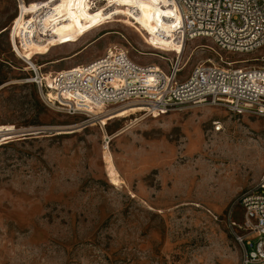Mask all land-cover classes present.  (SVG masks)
Segmentation results:
<instances>
[{
    "label": "rangeland",
    "instance_id": "rangeland-1",
    "mask_svg": "<svg viewBox=\"0 0 264 264\" xmlns=\"http://www.w3.org/2000/svg\"><path fill=\"white\" fill-rule=\"evenodd\" d=\"M155 1L0 0V125L29 135L0 148V264H242L230 222L243 223L244 211L231 212L264 178L262 119L219 107L148 116L116 106L95 111L97 120L69 115L25 83L22 56L58 73L111 46L169 74L161 58L174 59L179 45L171 10ZM35 33L37 42L14 50L17 34ZM181 59L183 81L208 60L264 67V48L230 54L198 38Z\"/></svg>",
    "mask_w": 264,
    "mask_h": 264
},
{
    "label": "built area",
    "instance_id": "built-area-1",
    "mask_svg": "<svg viewBox=\"0 0 264 264\" xmlns=\"http://www.w3.org/2000/svg\"><path fill=\"white\" fill-rule=\"evenodd\" d=\"M160 6L173 11L165 19L175 30L172 41L183 49L198 38L208 39L219 51L230 54H252L264 48V0H164ZM38 39L36 33L26 38L17 34L14 50L19 53V47L22 50ZM172 53L174 59L161 58L169 64V74L156 65H137L127 50L116 46L88 64L58 73L44 74L42 67L25 60L32 73L25 83L45 91V100L69 115L116 106H144L149 116L154 111L166 115L195 107H219L264 121V67L237 66L247 61L219 65L208 60L180 81L185 68L182 54ZM23 137H27L24 132H0V148ZM237 206L244 211L243 223L232 219L230 226L244 250L242 264H264V178L241 195L231 215Z\"/></svg>",
    "mask_w": 264,
    "mask_h": 264
},
{
    "label": "bare ground",
    "instance_id": "bare-ground-1",
    "mask_svg": "<svg viewBox=\"0 0 264 264\" xmlns=\"http://www.w3.org/2000/svg\"><path fill=\"white\" fill-rule=\"evenodd\" d=\"M155 2L157 4H161V3L164 2V0H156ZM169 13L171 15H173V11H170ZM176 52H179V53L183 54V47L181 45H179ZM22 58H24L25 60H28V61H30L31 63L34 64V62L31 61L28 57L22 56ZM42 68H46V65H43ZM46 79H48L50 81V78H46ZM142 107H144V106H142ZM144 109L146 110V107H144ZM97 110L98 111H101V110H104V108H98ZM97 110H93V111H91V113L89 112L88 118H91L92 119V118L95 117V119L98 120L99 118L96 117V115L94 114L95 111H97ZM159 114L160 113L154 111V115L153 116H156V115H159ZM150 116H152V115H150ZM95 119H93V120H95ZM0 128H1L0 132H8L9 134H13V135L19 134V131H20V130L18 131V129L16 127H14L13 125H0ZM126 131L127 130L124 129L123 131H121L118 134H116L115 137L124 134ZM106 164H107V174H108L110 183L113 184V185H115V186L120 185L122 183L121 176H120L118 170L116 169V167L114 165L112 155L109 154V153L106 154Z\"/></svg>",
    "mask_w": 264,
    "mask_h": 264
},
{
    "label": "crops",
    "instance_id": "crops-1",
    "mask_svg": "<svg viewBox=\"0 0 264 264\" xmlns=\"http://www.w3.org/2000/svg\"><path fill=\"white\" fill-rule=\"evenodd\" d=\"M66 59H69V58H66ZM62 60H64V59H62Z\"/></svg>",
    "mask_w": 264,
    "mask_h": 264
},
{
    "label": "water",
    "instance_id": "water-1",
    "mask_svg": "<svg viewBox=\"0 0 264 264\" xmlns=\"http://www.w3.org/2000/svg\"><path fill=\"white\" fill-rule=\"evenodd\" d=\"M29 135H27V137H28Z\"/></svg>",
    "mask_w": 264,
    "mask_h": 264
}]
</instances>
